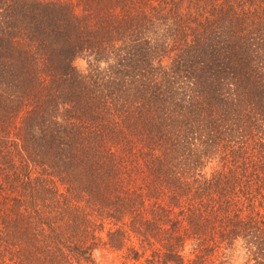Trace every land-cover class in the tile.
<instances>
[{
  "label": "trees",
  "instance_id": "trees-1",
  "mask_svg": "<svg viewBox=\"0 0 264 264\" xmlns=\"http://www.w3.org/2000/svg\"><path fill=\"white\" fill-rule=\"evenodd\" d=\"M104 251L264 264V0H0V264Z\"/></svg>",
  "mask_w": 264,
  "mask_h": 264
},
{
  "label": "rangeland",
  "instance_id": "rangeland-1",
  "mask_svg": "<svg viewBox=\"0 0 264 264\" xmlns=\"http://www.w3.org/2000/svg\"><path fill=\"white\" fill-rule=\"evenodd\" d=\"M127 246H133V247H136V244L134 242V237L130 236L127 240H125V244L122 248L114 251L113 253H110L108 256H106L105 258L108 259L109 261L111 260H115V261H121V256L124 254V250H125V247ZM191 250H192V246H189L186 245L183 249H182V253L186 256L187 258V255H189L191 253ZM105 251L102 252L99 257H97V260H96V264H100L102 263V259L105 255ZM121 255V256H120ZM139 259V258H138ZM138 259L136 261H138ZM171 264V263H169Z\"/></svg>",
  "mask_w": 264,
  "mask_h": 264
}]
</instances>
